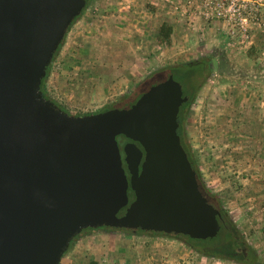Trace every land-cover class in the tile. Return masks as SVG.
<instances>
[{
  "label": "water",
  "instance_id": "95a60500",
  "mask_svg": "<svg viewBox=\"0 0 264 264\" xmlns=\"http://www.w3.org/2000/svg\"><path fill=\"white\" fill-rule=\"evenodd\" d=\"M86 4L0 0V264H61L88 228L195 239L220 231L178 133L188 97L173 75L130 107L98 113L72 114L44 96ZM120 135L130 139L123 151Z\"/></svg>",
  "mask_w": 264,
  "mask_h": 264
},
{
  "label": "rangeland",
  "instance_id": "374dc122",
  "mask_svg": "<svg viewBox=\"0 0 264 264\" xmlns=\"http://www.w3.org/2000/svg\"><path fill=\"white\" fill-rule=\"evenodd\" d=\"M208 54L215 67L190 106L187 143L264 264V0H90L51 63L46 90L72 114L95 113L154 70ZM93 262L239 264L174 236L109 228L82 232L61 264Z\"/></svg>",
  "mask_w": 264,
  "mask_h": 264
},
{
  "label": "trees",
  "instance_id": "16d2710c",
  "mask_svg": "<svg viewBox=\"0 0 264 264\" xmlns=\"http://www.w3.org/2000/svg\"><path fill=\"white\" fill-rule=\"evenodd\" d=\"M90 0H87V4L85 9L83 10L82 14L85 12V10L89 6ZM81 14V15H82ZM80 15V16H81ZM76 17L73 21L72 25L79 19V17ZM71 25V26H72ZM69 27V29L71 28ZM68 29V31H69ZM172 27L170 24L164 22L161 25L160 33L163 34V36L168 40L171 35ZM68 33V32H67ZM67 35V34H66ZM65 40V39H64ZM64 41L60 44L57 52L54 55L53 61L56 58L57 54L59 53L60 49L63 46ZM214 63H213V55H205L201 56L197 59L184 61L179 64L170 65L168 67H163L160 69H156L153 72H151L141 83H139L129 94H125L121 96L114 106H108L106 108H103L102 110H99L95 113L106 111L112 108H128L131 105H133L141 96L143 93L148 91L151 86L158 84L164 80H166L170 75H173L174 78L181 82L184 89V96L188 97V101L184 103L179 112L178 121H179V129L178 133L181 137L182 144L185 147L189 159L192 162L193 167L197 171L198 180L200 189L203 191V193L206 195L208 200L216 206L220 214L218 216V220L220 223V231L218 235L214 238H208V239H195L191 238L188 235H169L165 233H158V232H148L143 230L133 231L128 229H118V228H112V227H101V228H109L114 229L118 231H125L129 234H150V235H163L168 237H176L180 239H184V242L190 246L194 251L197 253L207 256V257H219L221 259H229L233 260L239 264H261L262 259L260 258L256 248L249 243V241L246 239V236L244 235L243 231L240 229L236 221L234 220L231 212L225 205L224 201L220 197L218 193H215L212 191L209 187H207L202 172L198 165V159L195 157L191 146L187 143L186 139V120L188 116V112L190 109L191 104L193 103L194 99L196 98L198 92L203 87V85L207 82L208 78L212 75L214 71ZM50 68L51 65L48 67L47 75L42 81V91L44 93V96L47 98L53 100L51 96H49L47 90H46V80L49 77L50 74ZM56 104H58L55 100H53ZM62 109H64L60 104H58ZM65 110V109H64ZM67 111V110H66ZM70 113V112H69ZM90 114V113H87ZM84 115V114H83ZM119 142L124 144L125 140H128L127 137L124 135L118 136ZM126 167V165H125ZM128 173V171H127ZM129 194L131 197V200L135 198V194L133 190L129 189ZM124 210L121 212L123 213ZM88 229H94V228H88ZM100 229V228H98ZM87 230V229H85ZM84 230V231H85ZM83 231V232H84ZM81 234L77 235L71 242V245L68 249V251L73 246L75 240L80 236ZM67 251V252H68ZM65 253V255L67 254ZM92 264H98L97 262H93Z\"/></svg>",
  "mask_w": 264,
  "mask_h": 264
},
{
  "label": "flooded vegetation",
  "instance_id": "af4514ba",
  "mask_svg": "<svg viewBox=\"0 0 264 264\" xmlns=\"http://www.w3.org/2000/svg\"><path fill=\"white\" fill-rule=\"evenodd\" d=\"M224 11H226V12H227V11H229V9H224V10H222V12H224ZM129 141H130V139H128V140H125V141H124V144H125V143H127V142H129ZM124 144H123V142H122V143H120V146H121V149H122V151H123V145H124ZM128 176L130 177V174H129V172H128Z\"/></svg>",
  "mask_w": 264,
  "mask_h": 264
},
{
  "label": "built area",
  "instance_id": "2783aa9c",
  "mask_svg": "<svg viewBox=\"0 0 264 264\" xmlns=\"http://www.w3.org/2000/svg\"><path fill=\"white\" fill-rule=\"evenodd\" d=\"M231 7H233V5H231ZM217 11L221 12L223 10V6L219 5L218 8H216Z\"/></svg>",
  "mask_w": 264,
  "mask_h": 264
}]
</instances>
